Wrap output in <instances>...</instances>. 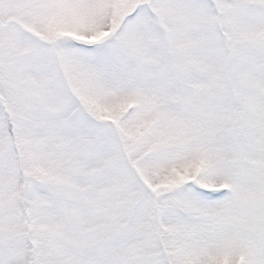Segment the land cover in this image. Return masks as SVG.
Here are the masks:
<instances>
[{"label":"rangeland","instance_id":"374dc122","mask_svg":"<svg viewBox=\"0 0 264 264\" xmlns=\"http://www.w3.org/2000/svg\"><path fill=\"white\" fill-rule=\"evenodd\" d=\"M0 14V264H264V0Z\"/></svg>","mask_w":264,"mask_h":264}]
</instances>
